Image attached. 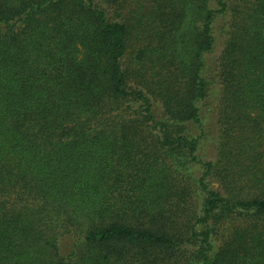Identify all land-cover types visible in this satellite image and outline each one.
<instances>
[{"label":"trees","instance_id":"trees-1","mask_svg":"<svg viewBox=\"0 0 264 264\" xmlns=\"http://www.w3.org/2000/svg\"><path fill=\"white\" fill-rule=\"evenodd\" d=\"M0 264H264V0H0Z\"/></svg>","mask_w":264,"mask_h":264},{"label":"rangeland","instance_id":"rangeland-1","mask_svg":"<svg viewBox=\"0 0 264 264\" xmlns=\"http://www.w3.org/2000/svg\"><path fill=\"white\" fill-rule=\"evenodd\" d=\"M221 43H222L221 36L218 35L213 51L205 53L204 58L206 63V69L208 68L209 65H212L214 59L219 55ZM201 108H202L201 113H203L205 116L204 127H203L205 135L204 137H202L201 140L202 143L200 146L199 153L204 156V159H210L212 158L215 151L214 137L217 134L216 131L218 127L215 121L214 114L212 113V110L214 109L213 104H210L209 100H204L201 103Z\"/></svg>","mask_w":264,"mask_h":264}]
</instances>
